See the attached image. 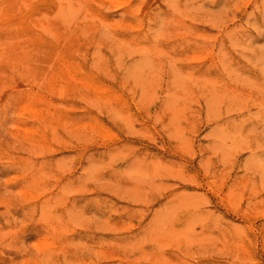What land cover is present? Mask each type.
<instances>
[{"label": "rangeland", "instance_id": "1", "mask_svg": "<svg viewBox=\"0 0 264 264\" xmlns=\"http://www.w3.org/2000/svg\"><path fill=\"white\" fill-rule=\"evenodd\" d=\"M0 264H264V0H0Z\"/></svg>", "mask_w": 264, "mask_h": 264}]
</instances>
